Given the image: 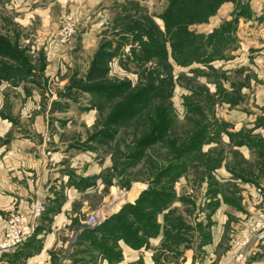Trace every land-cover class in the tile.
Listing matches in <instances>:
<instances>
[{
	"label": "rangeland",
	"instance_id": "1",
	"mask_svg": "<svg viewBox=\"0 0 264 264\" xmlns=\"http://www.w3.org/2000/svg\"><path fill=\"white\" fill-rule=\"evenodd\" d=\"M249 1L253 16L239 23L238 46L235 44L234 47L238 49L231 59L220 60L212 67L198 64L191 69L174 66L170 74L174 80L173 93L169 100L160 102L170 107V114L172 111L174 144L162 146L157 143L160 147H140L138 141L147 134L149 120L152 119L148 120V116L122 124L109 122L114 138L105 144L101 143L103 141L90 143L89 134L93 133L98 123L105 125L113 114V105L117 103L103 99L100 108L95 105L91 93L76 91L71 88L74 86L71 83L86 76L94 54L102 43L107 42L112 44L111 50L117 53L109 65L108 81H138L136 72L142 70L138 69L136 63H131L129 70L121 65L122 61H127L133 46L132 36H129V43L127 39L121 43L123 41L119 34L122 27L116 26L125 16L122 8L127 6L133 9L141 4L142 8L156 16L157 24L163 29V21L157 16L165 9L167 0H0V32L12 40H19L18 51L25 54V62L35 69L33 77L16 87L7 86L6 82L9 81L0 82V114L16 118L18 123L15 128L20 132L25 130L24 134L32 139L28 143L45 147V153L47 147L54 145L53 142H61L57 144L65 148L70 142L78 144L80 148L71 147L69 161H76L79 167L95 164L98 169H103V180L108 178L112 184L109 188L105 181V194L110 193V200L116 193L139 192L145 185L148 188L156 172L154 166H164L172 159L173 150L180 152L186 148L192 132L204 131L210 125L209 131L217 132L218 129V135L213 137L214 142L201 148V152L206 154L203 155L204 162L199 159L182 173L181 179L174 177L173 180L176 191L186 196L183 198L188 202L180 210L182 214H176L192 228L185 233L187 240L197 245V241H202L201 238L206 236V241H211L214 235L211 231L213 219H210L206 235L195 223L200 219L196 217L202 208L201 205L198 207L196 200L202 204L206 199L204 188L207 191L208 183L213 184L210 190L221 189L237 208H241L244 202L238 194L234 195L240 188L222 178L225 171L217 174L220 179L217 180L215 168L225 165L234 171L232 173L237 178L264 183V156L259 153V148L234 145L230 137V134H237L239 128L259 129L256 132L264 129V0ZM235 8L232 2L224 3L217 18L209 25L195 29L211 33L219 26L220 19L229 17ZM1 61L13 63L10 57L2 56L0 69ZM155 68L150 63L145 72ZM158 70L161 78L168 76L166 68ZM54 102L58 103L56 107ZM152 110L148 109V114ZM214 120L217 128L213 125ZM234 140H238V137ZM86 141L92 146L88 150L83 146ZM135 149H142V160L129 158L128 154ZM195 152L199 154V151ZM216 160L217 166L208 169V165H213ZM116 197L112 202L114 205L121 199H118L119 195ZM96 201L97 198H94L93 202ZM205 209V216L214 213L215 202L209 203ZM107 211H111V208ZM233 212L234 208L230 207L218 215L219 221L223 219L224 227L217 252L220 258L223 255L225 258L208 264H264V245L260 247L253 241L246 247L233 248L241 240L239 234L245 228V223L254 218L248 211H244L242 217ZM169 244L175 245V242L169 239ZM213 258H218V255Z\"/></svg>",
	"mask_w": 264,
	"mask_h": 264
},
{
	"label": "trees",
	"instance_id": "2",
	"mask_svg": "<svg viewBox=\"0 0 264 264\" xmlns=\"http://www.w3.org/2000/svg\"><path fill=\"white\" fill-rule=\"evenodd\" d=\"M226 2L234 3L236 8L229 17L224 16L220 19L218 27L209 34L195 29L197 26L209 25L219 16L220 9ZM122 11L125 16L122 22L119 21L116 25L122 27L119 34L123 41L121 43H124L126 39L129 43V36H132L130 39L133 46L127 61H122L121 65L125 67V70H129L130 64L136 63L139 66L138 69L142 71L136 72L138 81L109 82L107 79L109 65L117 53L111 50L112 44L109 42L100 45L90 62L86 76L78 82H72L74 86L71 88L91 93L95 99V105L100 108H102L103 99H109L111 103L117 104L113 105V114L107 119L105 125L98 123L93 133L89 134L88 140L90 143L103 141L101 143L105 144L114 138V131L109 129V122L122 124L148 116V120L152 119L149 120L147 134L138 141L141 143L140 147L156 146L157 143L162 146H172L175 140L172 133L174 122L172 111L170 114V107L160 102L169 100L173 93L174 80L170 74L173 73L174 66L191 69L198 64L212 67L220 60L231 59L233 52L238 49L234 47L235 44L238 46V29L241 19H252L251 3L249 0L243 2L240 0H167L165 9L157 16L163 21V29L157 24L156 16L142 8L141 4L135 5L133 9L123 6ZM18 43V39L12 40L0 32V57L8 56L13 62L11 64L1 61V83L9 81L13 85H19L33 77L35 69L30 63L25 62L27 57L23 52L18 51ZM150 63L156 68L145 72L146 66ZM159 68H166L168 76L161 78ZM53 104L56 107L58 103ZM148 109L153 110L148 114ZM213 125L217 128L215 120ZM210 126L204 131L192 132L189 136L191 140L186 148L180 152L173 150L174 155L167 164L161 167L155 165L156 172L153 179L149 181V187L141 193L135 204H127L119 213L112 215L100 225L83 230L78 237L79 244L87 245L88 251L114 262L120 259V254L116 251L118 241L123 240L131 247L139 248L149 242V238L157 237L161 228L158 223L159 214L177 198L176 183L173 180L183 177L182 173L199 162V159L202 163L204 162L203 155L206 154L201 152V148L204 144L214 142L213 137L219 133L218 129H216L217 132L209 131ZM256 135L253 130L244 128L237 134H230V137L234 145L258 147L259 153L264 156V141ZM236 137L238 140H234ZM90 143L85 142L83 145L85 150L92 147ZM157 146L160 147V145ZM76 147L80 148L78 144ZM196 150L199 154L195 152ZM142 153V149H135L128 155L130 159L138 161L142 160ZM217 164L216 160L213 165H208V169L215 168ZM105 181L109 186L112 185L108 178ZM212 185L208 183V187ZM208 191V194L211 193L210 189ZM225 201L231 202L232 199L226 196ZM176 212L172 210L164 215L163 240L169 247V239H171L175 242L174 246L178 248L181 243L187 241L185 233L187 234V231H191L192 228L184 222L183 218L176 216ZM209 216L207 215L208 219ZM198 217L199 215L196 218ZM209 225L210 222L206 227ZM197 226L205 234L206 229L203 228V223L199 222ZM205 238L206 236L202 240ZM177 242L179 243L176 244Z\"/></svg>",
	"mask_w": 264,
	"mask_h": 264
},
{
	"label": "crops",
	"instance_id": "3",
	"mask_svg": "<svg viewBox=\"0 0 264 264\" xmlns=\"http://www.w3.org/2000/svg\"><path fill=\"white\" fill-rule=\"evenodd\" d=\"M6 83L7 86H17ZM17 123L18 120L12 115L0 114V241L9 219L15 214H24L29 222H35L36 228L32 237L16 249L0 248V264H198V260L201 261L199 264H208L225 258L224 255L220 258L217 252L224 227L223 219L218 220L220 211L232 207L233 214L238 217H242L244 211L256 217L263 209L264 183L237 178L223 165L216 169L217 180H220L217 174L225 171L222 178L240 188L234 195L238 194L244 202L241 208H237L225 201L227 195L221 189L213 188L208 194L210 188L207 187V191L204 188L206 199L202 204L196 200L198 207L201 205L202 208L199 210L200 219H195V223L202 222L203 228L207 229V223H211L210 219H213L211 231L214 235L211 241L199 240L195 245L192 240L190 243L187 240L178 248L174 245L166 246L168 243L163 240L164 215L172 210L179 214L188 204L187 199L183 198L186 196L176 191V200L158 216L161 228L157 237L149 238V242L139 248H133L123 240L118 241L116 251L119 252L120 259L110 262L102 255L88 251L87 245L79 244L80 233L95 227L88 225L86 220L96 211L102 212L105 220L119 213L125 205L135 204L147 186L141 189L142 192H122V195L112 192L110 200V193L105 194L107 185L103 180V169H98L95 164L79 167L76 161H69L68 153L71 147L77 148L75 144H70L69 141L65 148L57 144L61 142H53L54 145L47 147L45 153V147L28 143L32 140L31 137L24 134L25 130H17ZM258 130H253V133L258 136L261 134L259 137L264 141V129L256 132ZM117 195L121 199L114 205L112 202L117 199ZM94 198H97V203L93 202ZM36 200L45 203V211L37 220L33 218L30 209L31 203ZM213 202L216 209L208 219L205 208ZM109 208L111 211H107ZM83 217L86 219L83 220ZM216 255L218 258L214 259L213 256Z\"/></svg>",
	"mask_w": 264,
	"mask_h": 264
},
{
	"label": "built area",
	"instance_id": "4",
	"mask_svg": "<svg viewBox=\"0 0 264 264\" xmlns=\"http://www.w3.org/2000/svg\"><path fill=\"white\" fill-rule=\"evenodd\" d=\"M30 209L35 220L39 219L45 211V203L42 200H36L31 203ZM87 224L90 226L100 225L105 221L104 214L96 211L87 218ZM36 228L35 222H29L24 214H15L8 221V227L0 241V248L16 249L19 245L32 237ZM241 240L237 241L233 248L240 249L246 247L253 241L260 247L264 245V206L256 217L251 218L245 223V228L241 231ZM241 245V246H240ZM237 246H239L237 248ZM239 259V257H237Z\"/></svg>",
	"mask_w": 264,
	"mask_h": 264
}]
</instances>
